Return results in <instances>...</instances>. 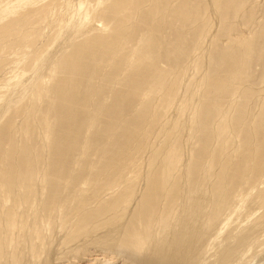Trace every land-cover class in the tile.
Segmentation results:
<instances>
[{
  "label": "bare ground",
  "instance_id": "1",
  "mask_svg": "<svg viewBox=\"0 0 264 264\" xmlns=\"http://www.w3.org/2000/svg\"><path fill=\"white\" fill-rule=\"evenodd\" d=\"M261 254L264 0H0V264Z\"/></svg>",
  "mask_w": 264,
  "mask_h": 264
},
{
  "label": "rangeland",
  "instance_id": "2",
  "mask_svg": "<svg viewBox=\"0 0 264 264\" xmlns=\"http://www.w3.org/2000/svg\"><path fill=\"white\" fill-rule=\"evenodd\" d=\"M259 256H260V257H259ZM259 256H258L259 258H258L257 256H256L257 258L255 257V258H256L255 261H256V262H259V261H260L259 264H261L262 261H263L262 263H264V258H262V254L259 255ZM263 257H264V256H263ZM261 260H262V261H261ZM257 264H258V263H257Z\"/></svg>",
  "mask_w": 264,
  "mask_h": 264
}]
</instances>
